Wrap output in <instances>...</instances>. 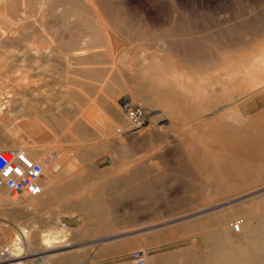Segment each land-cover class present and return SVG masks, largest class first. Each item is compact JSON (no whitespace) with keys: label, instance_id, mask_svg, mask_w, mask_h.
Segmentation results:
<instances>
[{"label":"rangeland","instance_id":"obj_1","mask_svg":"<svg viewBox=\"0 0 264 264\" xmlns=\"http://www.w3.org/2000/svg\"><path fill=\"white\" fill-rule=\"evenodd\" d=\"M263 53L264 0H0V95L4 91L8 94L0 98V149L26 152L42 165V178L57 171L73 175L74 179L63 180L76 182L75 198L85 192L91 197L99 186H106L103 202L113 204L115 216L137 212L116 208L130 202L145 205L147 209L142 211L146 217L172 220L167 222H172L176 233L178 264H264V192H257L264 191V178L254 176L264 173V168H258L254 155L249 160L235 154L248 141L245 133L255 142L247 146L249 151L262 147L264 122L258 120L249 132L238 128L236 134L231 125L220 128L234 147L215 137L206 144L223 154L191 156L222 164L226 152L227 164L252 165L243 171L246 184H240L239 172L232 179L228 177L230 183L237 181L235 185L243 192L236 191L232 183L222 193L199 187V192L192 194L128 195L122 186L123 173L161 171L172 154H187L190 142L195 149H203L192 138L200 124L173 121L156 106L142 102L149 88V70L164 76L169 90L180 89L177 78L182 89L193 82L203 90L211 88L223 68L227 81L233 74L241 82L254 76L262 78L264 64L255 60ZM254 69L262 73L254 74ZM199 76L196 81H187ZM246 95L236 94L240 104L248 99ZM247 102L241 106L248 116L264 115V101L255 107ZM4 106L7 110L3 115ZM128 108L142 114L140 125L134 126L128 119ZM220 110L222 107L202 120ZM207 166L204 163L205 169L195 171L208 178ZM130 179L136 186L139 178ZM256 182L262 187L255 189ZM175 199L176 210L156 208L159 202ZM37 200L4 197L0 206V264H10L2 251L23 229L29 231L28 245L16 264H27L28 251L39 249L42 231L30 232L27 214L43 215L44 231L54 227L67 235L59 241L62 247L55 250L58 256L44 258L47 264H91L85 250L73 257L74 246L87 247L95 227L90 224L95 221L90 211L75 206V211L64 210L73 205L71 201L56 204L59 208L51 203L44 213L29 210ZM240 219L243 227L235 232L231 223ZM40 259L35 256L33 264Z\"/></svg>","mask_w":264,"mask_h":264},{"label":"crops","instance_id":"obj_2","mask_svg":"<svg viewBox=\"0 0 264 264\" xmlns=\"http://www.w3.org/2000/svg\"><path fill=\"white\" fill-rule=\"evenodd\" d=\"M257 60H261L264 64V53L255 61ZM210 68L211 65L207 66L205 72H208ZM252 72L254 74L256 72L257 74L262 73H259V70H256L255 72V69L252 70ZM233 75H231L232 77L227 81L226 78H228V75H226V69H219L217 80L213 82L211 88L208 89L204 87L203 90L192 84L193 82H190L192 80L196 81L200 79V76L198 78L193 77L187 79L190 83L186 85L188 88L185 89H182V81L177 78V85L180 89L169 90L170 88L167 79L165 80L164 76L160 78V75L156 71H148L147 77L149 79L147 82H149V88L146 92L145 100L142 102L144 104L156 106L164 116L173 121L189 123L197 122L200 124L201 128L192 138L196 139L199 142V145H203V149H195L190 142L188 144V153L172 154L169 161H164V166H162L161 171L151 172L145 170L141 172L139 171L137 175H131L129 172L123 173L122 186L125 193L128 195L132 192L137 194L152 193L160 195L192 194L199 192L197 190L199 187H207L206 190H210L212 193H222L225 191V186H227V184L230 185L234 183L233 185H235L237 181H232V183H230L231 180L229 181L228 177L232 179V177L238 175L237 172H239V177L242 178L240 184L247 183V181H243V171L248 170L250 168L249 166H251L250 169H252L253 166L248 163L240 164L238 166L227 164L228 157L226 152L224 153L225 157H223L224 160H222V164L217 160H210L204 157H191L198 155L211 157L215 154H223V152L217 150L214 145L209 146L206 144L207 139H215V137L222 138L226 141V144L228 143L230 146L234 147V145L230 143V138H227V134L219 131L220 128L225 129L227 125H231L234 134H236V129L238 128L246 129V131L249 132L255 127L258 120L264 122V115L258 116L252 114L248 116L242 108V106L248 103L247 101L251 104L253 103V107L261 101H264V76L262 78L254 76V78L249 80L245 79L243 80L244 82H241L239 77ZM171 82L172 80H170V83ZM226 82H229V85ZM261 85L262 87L259 89ZM255 89H259L257 90L258 93L249 96L251 91H255ZM229 90L232 92L231 95L228 94ZM4 93L5 91L2 92L0 98L8 95ZM237 93H240L241 95L247 93L245 97L248 99L244 103H241L243 104L242 106L240 104V98L236 97ZM213 98L218 99L211 101ZM218 107H222V110L217 111V113H215V115L213 114L211 118L202 120V117L212 114L218 109ZM245 138L246 141H248L244 143V145L242 144L241 146H243V148L240 152L236 150L235 154L245 155L249 160H251L254 155L259 163L258 168H264V143L263 145L260 144L262 147H260L259 150L249 151V145L251 146L255 142L253 141V137H251L252 139L249 138L247 133H245ZM261 139L264 140V137ZM233 150H235V148ZM204 163L208 164V178H206L207 176L205 177L200 170L195 171L196 168L205 169V167H203ZM209 163H212V165H209ZM258 173L259 174H255L254 176L263 179L264 173ZM81 176L83 177V175ZM131 177L139 178L136 186L132 183L133 180L130 179ZM53 178L55 180H53ZM64 178L74 179V176H65L62 172L57 171L54 172V175L43 177V192L37 196L38 200L33 203V208H29V210H37L44 213V211L47 210V207L51 206V203H54V206L59 208L61 206H57L56 204L63 201H71L73 205L66 207L64 210H74L75 206V208H79L80 210L90 211V216L95 220L90 224L95 227L91 229L92 233L88 238L87 247L82 244L74 246L73 257L75 259L81 256L82 250H85V252H88L91 264H132L133 253L136 251H142L145 255L147 264H178V241L176 233L171 227L173 226L172 222H167L172 220H167L164 216L160 218L146 217L145 213L142 211L147 209L145 205L143 206L139 203L138 205H135L130 202H123L121 207L116 208L123 211L134 210L137 212H123L120 214V217L115 216V207L113 204L106 205V203L103 202L105 199L104 195H106L107 192L106 186H99L97 192L91 193L93 194L91 197L90 195L86 196L85 194L88 192H85V196L80 194L79 198H75L78 194V192L75 191L76 182L63 180ZM255 184V189L262 187L259 186L258 182ZM110 188L113 189L112 185ZM235 188H237L236 191L238 192L242 191L240 185H235ZM80 189L83 190L85 188L81 186ZM200 192H205V190ZM257 192L263 193L264 191L261 192L257 190ZM250 193L253 194L255 191ZM74 198L76 203H78L77 207ZM156 208L160 210H176L179 207L177 199H175L169 203L167 201L159 202ZM215 208L216 207L209 209ZM26 216V225L31 227L30 232L32 234L39 232L40 230L42 231L40 233L39 249L35 250L32 248V251H28L27 264H30V261H32L33 264L35 256L42 258L37 264H47L44 258L47 256H49V258L58 256L59 253L55 252V250L62 247L59 246L58 243L51 248L49 247V244L44 241L45 235L49 231L56 232V230L52 229L54 227L45 231L43 230L46 225V220L43 218V215L39 217L27 214ZM35 223L38 224L35 226ZM88 224L89 222H85V225ZM28 232L29 231H27V234ZM47 252H49V254Z\"/></svg>","mask_w":264,"mask_h":264},{"label":"built area","instance_id":"obj_3","mask_svg":"<svg viewBox=\"0 0 264 264\" xmlns=\"http://www.w3.org/2000/svg\"><path fill=\"white\" fill-rule=\"evenodd\" d=\"M127 117L134 126L140 125L142 114L136 109L127 110ZM43 192L42 166L22 150L0 149V206L4 197L10 200L37 197ZM238 232L241 220L231 223ZM132 264H147L142 251L132 255Z\"/></svg>","mask_w":264,"mask_h":264},{"label":"bare ground","instance_id":"obj_4","mask_svg":"<svg viewBox=\"0 0 264 264\" xmlns=\"http://www.w3.org/2000/svg\"><path fill=\"white\" fill-rule=\"evenodd\" d=\"M188 42V41H187ZM183 43V42H182ZM190 43V42H189ZM197 44V43H196ZM184 46V44H183ZM198 47V46H197ZM189 48V47H188ZM196 49V48H195ZM199 49V47H198ZM203 49V48H202ZM184 50H186L184 48ZM192 51V50H191ZM197 51V50H196ZM206 51V50H205ZM204 51V52H205ZM198 52V51H197ZM200 52V51H199ZM194 53V52H193ZM207 53V52H206ZM202 54V53H201ZM214 55V54H213ZM194 56V55H193ZM210 58V57H209ZM201 59V58H200ZM205 61V60H204ZM7 107V106H6ZM4 108V109H3ZM2 109V114H5V111L7 110L5 108V106ZM38 132V131H37ZM12 150H17V149H12ZM34 150V149H33ZM38 153V152H37ZM41 165V164H40ZM42 166V165H41ZM42 174H43V167H42ZM4 204V203H3ZM241 220V227L239 229L238 232L241 231L242 227H243V220ZM27 231L25 229L22 230V232L17 235L15 237V239L13 238V244L11 246H8L6 248H4V251H2V256H6L5 258V262H10V264H16L17 262H15V260H17L18 258L22 257L25 254V251L27 249ZM67 239V235L64 234H60L58 232H54V231H50L48 234L45 235V243L49 244V247H53L54 245H57L60 242H62L61 240H66ZM12 243V242H11Z\"/></svg>","mask_w":264,"mask_h":264}]
</instances>
